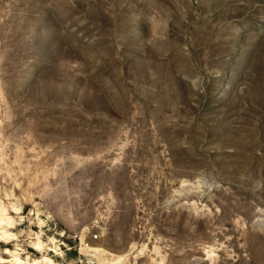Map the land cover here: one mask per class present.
I'll list each match as a JSON object with an SVG mask.
<instances>
[{
	"label": "rangeland",
	"instance_id": "374dc122",
	"mask_svg": "<svg viewBox=\"0 0 264 264\" xmlns=\"http://www.w3.org/2000/svg\"><path fill=\"white\" fill-rule=\"evenodd\" d=\"M0 258L264 264V0H0Z\"/></svg>",
	"mask_w": 264,
	"mask_h": 264
},
{
	"label": "bare ground",
	"instance_id": "6f19581e",
	"mask_svg": "<svg viewBox=\"0 0 264 264\" xmlns=\"http://www.w3.org/2000/svg\"><path fill=\"white\" fill-rule=\"evenodd\" d=\"M7 253V252H6ZM9 253V252H8ZM0 262L1 263H7L8 262V260H6V259H4V258H0Z\"/></svg>",
	"mask_w": 264,
	"mask_h": 264
}]
</instances>
